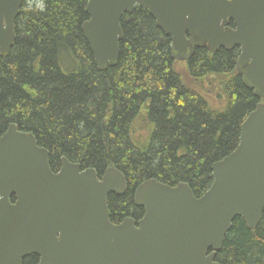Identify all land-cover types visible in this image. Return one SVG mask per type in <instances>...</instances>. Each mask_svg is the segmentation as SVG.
<instances>
[{
	"label": "trees",
	"instance_id": "obj_1",
	"mask_svg": "<svg viewBox=\"0 0 264 264\" xmlns=\"http://www.w3.org/2000/svg\"><path fill=\"white\" fill-rule=\"evenodd\" d=\"M86 3L23 0L13 46L0 56V137L10 124L33 134L53 171L62 157L97 173L120 171L128 193L108 198L112 220L130 215L129 192L147 179L185 182L201 196L212 183V164L236 148L240 125L258 101L235 71V54L196 51L180 73L169 36L135 7L120 21L116 65L99 71L81 29ZM195 80L208 87H195ZM212 86L224 107L202 89ZM215 261L264 264V210L255 229L233 220ZM38 263L36 255L21 262Z\"/></svg>",
	"mask_w": 264,
	"mask_h": 264
},
{
	"label": "water",
	"instance_id": "obj_2",
	"mask_svg": "<svg viewBox=\"0 0 264 264\" xmlns=\"http://www.w3.org/2000/svg\"><path fill=\"white\" fill-rule=\"evenodd\" d=\"M23 0H0V56L15 41V20ZM144 8L171 38V48L188 58L194 47L238 46L237 74L264 99V0H87L81 29L99 71L113 67L123 37L121 18ZM229 22L234 30L224 28ZM186 33L189 38L185 37ZM188 51V52H187ZM210 187L195 197L189 185L142 181L134 203L144 215L109 221L106 198L122 193L124 175L60 159L33 134L10 124L0 137V264H220L215 256L235 218L255 229L264 210V103L240 125L236 148L211 166Z\"/></svg>",
	"mask_w": 264,
	"mask_h": 264
},
{
	"label": "flooded vegetation",
	"instance_id": "obj_3",
	"mask_svg": "<svg viewBox=\"0 0 264 264\" xmlns=\"http://www.w3.org/2000/svg\"><path fill=\"white\" fill-rule=\"evenodd\" d=\"M224 28H228V29L234 30L235 26H234V24L232 22H229L227 25H225ZM165 35H167V34H165ZM167 36H169V35H167ZM185 37L187 39L189 38L187 33H186ZM169 39H170V45H169L170 55L169 56H170L171 62L175 65V67H176V64H179V63L184 64L185 67L188 66V63H189L190 59L193 57V55L196 53V51L202 52L205 56H211L212 54H214L216 52H219L222 49V50H224L226 52H233L235 54V57H236V60H235V71L237 73L236 61H237V59H238V57L240 55V48L238 46H233V47H231L229 49L224 47V46H220L216 51H210L209 48H208V45L205 44V45H203L201 47H194L192 54L188 58L181 59V60H176V59H174V56H178V55L184 56L186 53H183V52L177 53V52L173 51L172 48H171V38H170V36H169ZM241 81H242V84H243L242 77H241ZM257 100H258L257 103L258 102H263L264 103V101H262L264 99H262V98L261 99L257 98ZM103 172L102 173H97V177H98L99 180L101 179V176L103 175ZM135 189L133 191H131V193L129 192V194H130L129 195V197H130V201H129L130 215H126V216H124L122 218H119V219H116V220H112L111 217H110V211L108 210L109 211V221L112 224L117 225V224H120L126 218H131L134 221V225L137 226L138 221L142 219V217L144 215V210H143L142 207L136 206L135 203H134V191H135ZM126 193H128V189H127V182L125 180V187H124V190H123L122 193H109L108 194V196L106 198L107 207H108V198H109V202H110L112 200V198L113 199H115V198L117 199V198L123 196ZM110 197H111V199H110Z\"/></svg>",
	"mask_w": 264,
	"mask_h": 264
},
{
	"label": "rangeland",
	"instance_id": "obj_4",
	"mask_svg": "<svg viewBox=\"0 0 264 264\" xmlns=\"http://www.w3.org/2000/svg\"><path fill=\"white\" fill-rule=\"evenodd\" d=\"M176 69H177V71L178 72H180V73H185V75H186V72H185V70H186V67H185V65L184 64H181V63H179V64H176ZM188 81V80H187ZM214 82L212 81V84H213ZM195 84V87H197V88H199L200 87V85L201 86H206V88L208 87L207 86V81L206 80H203L202 82L201 81H196L195 80V82H193V84L192 85H194ZM216 85V84H215ZM202 88V87H201ZM203 90H205L204 91V93L206 94V95H208V97L210 98L209 99V101L213 104V105H215V106H218V107H220L221 105V107H224V104H225V98H222L221 99V97H218L217 95H216V89L212 86L210 89H208V90H206L205 89V87L204 88H202ZM203 92V91H202ZM220 99H221V104H220Z\"/></svg>",
	"mask_w": 264,
	"mask_h": 264
}]
</instances>
